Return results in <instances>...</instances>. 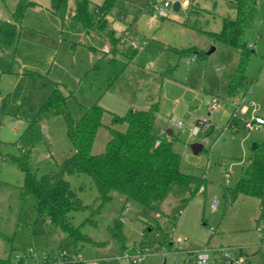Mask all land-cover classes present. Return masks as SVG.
I'll use <instances>...</instances> for the list:
<instances>
[{"label": "rangeland", "instance_id": "obj_1", "mask_svg": "<svg viewBox=\"0 0 264 264\" xmlns=\"http://www.w3.org/2000/svg\"><path fill=\"white\" fill-rule=\"evenodd\" d=\"M18 1L0 0V19L11 21ZM30 1L37 6L27 11L18 43L0 52V264H43L57 255L78 264H130L124 253L147 245L152 253L145 264H195L200 252L209 256L208 264H224L226 255L243 257L244 264H264L259 200L240 197L229 204L225 195L252 158L253 144L264 140V126L227 129L234 110V120L264 118V0H258L256 22L244 35L253 51L248 73L254 83L250 91L235 96L228 87L239 50L208 34L220 32L223 18L233 14L227 0H117L107 14L104 34L89 37L81 26H62L49 10L50 0ZM104 1L92 0L91 9ZM176 2L181 4L179 12L173 9ZM74 3L70 0L72 7ZM112 33L117 40L111 42ZM134 48L137 54L128 60ZM186 50L190 52L181 53ZM57 84L72 93L68 108L76 122L83 116L82 107L99 104L106 109L94 155L106 150L111 129L126 131V124H114L113 115L158 103L155 132L173 141L181 171L203 178L204 186L187 202L189 189L173 184L157 213L138 201L126 202L119 193L95 213L99 200L92 178L68 176L70 187L88 206L71 214L73 223L102 243L76 245L67 240L38 216L32 196L22 198L24 175L4 160L27 151L42 176L57 171L74 153L66 120L39 117ZM213 99L217 106L209 111ZM252 102L259 112L243 114L242 108ZM206 120L209 130L202 125ZM195 128L200 131L195 133ZM193 145L203 150L196 154ZM90 218L95 224L86 222ZM118 222L123 242L112 232Z\"/></svg>", "mask_w": 264, "mask_h": 264}, {"label": "trees", "instance_id": "obj_2", "mask_svg": "<svg viewBox=\"0 0 264 264\" xmlns=\"http://www.w3.org/2000/svg\"><path fill=\"white\" fill-rule=\"evenodd\" d=\"M117 0H105L94 10L92 0H75L74 7L70 0H50V12L59 18L62 26L71 23L73 27L81 26L86 37L102 36L107 29V14L115 7ZM227 7L233 12L223 18L220 32H208L215 40L239 50L238 66L229 79L228 92L231 96L247 93L254 80L248 73V65L253 53L244 41L247 29L251 28L257 18L258 0H227ZM37 6L30 0H19L13 11L11 21L0 19V52H8L17 43L22 31L23 19L27 11ZM110 40L116 41L113 35ZM190 51H181L187 54ZM137 54L134 48L129 59ZM203 61L204 57L197 52ZM57 84L48 101L41 108L39 117L48 119L62 116L67 122V134L74 147V153L58 166V170L42 176L31 162L30 153L22 151L17 155H6L4 160L15 164L24 175L21 188L22 198L32 196L38 216L45 218L65 235L67 240L79 243L95 242L93 238L82 232V227L73 223L71 214L88 208L70 187L68 176L79 174L92 178L97 191L99 206L93 212L98 213L101 207L111 201L115 193L125 197L126 202L138 201L146 205L153 213L158 212L171 186L175 183L186 186L191 200L196 191L204 186L203 178L185 174L181 171V158L175 152L173 141L161 138L155 132V124L159 113V104H152L149 109H130L125 116L113 115L114 124H126V131L111 129V139L106 150L98 155L93 154L94 143L99 129L103 126L106 109L99 104L82 107L83 116L75 121L68 108L69 97ZM234 110L228 124L241 127V119L234 120ZM200 120H197V124ZM211 133V132H210ZM226 197L231 204L240 197H252L260 201L258 222L262 223V245L264 244V140L257 145L248 164L243 168L241 177L234 187H227ZM95 224V220H86ZM121 224L112 228L113 235L120 242L124 241ZM153 232V229H149ZM144 237L148 236L145 232ZM259 252V251H258ZM67 260L47 259L43 264H78Z\"/></svg>", "mask_w": 264, "mask_h": 264}, {"label": "built area", "instance_id": "obj_3", "mask_svg": "<svg viewBox=\"0 0 264 264\" xmlns=\"http://www.w3.org/2000/svg\"><path fill=\"white\" fill-rule=\"evenodd\" d=\"M165 7H170V3L166 2L165 3ZM162 15L166 16L167 13L163 12ZM217 106V100L213 99L209 104H208V109L209 111H213L215 110ZM244 107L242 108V112L243 114H247L248 112L252 111V113L254 115L257 114V112H259L260 107L258 106V104L252 102L249 106L245 107V110H243ZM241 119V127H243L246 130H255L258 129L262 126H264V118L260 117V116H253L252 118H243L241 116H238ZM174 123L178 126V127H183V122L182 121H178V120H174ZM200 123V122H199ZM198 123V124H199ZM208 120L203 121L202 125L206 126L205 129L209 130V126H207ZM197 124V125H198ZM227 129L230 130L231 132H238L239 126L235 125V124H228ZM200 131L199 128H195L194 132L198 133ZM226 176L229 178L231 177V173L230 172H226ZM184 214V212L180 213V216ZM170 220V219H169ZM152 253V249L149 245L147 246H142L140 248H137L136 246L133 247L132 249V253H130L129 251L125 252L124 255L122 256L123 258L127 259L130 264H145L148 257L151 255ZM50 259V257H47L45 260ZM54 260H62V256L61 255H57V256H53ZM208 260H209V256L206 255L203 252H200L199 255L197 256V262L196 264H208ZM246 261L245 258L241 257L238 260H234L232 258H230L229 256H224L223 258V263L224 264H244Z\"/></svg>", "mask_w": 264, "mask_h": 264}, {"label": "water", "instance_id": "obj_4", "mask_svg": "<svg viewBox=\"0 0 264 264\" xmlns=\"http://www.w3.org/2000/svg\"><path fill=\"white\" fill-rule=\"evenodd\" d=\"M180 8H181V4L180 2H176L174 5H173V9L175 12H179L180 11ZM171 133V132H170ZM257 145L258 144H253L252 146V150L255 152L257 150ZM192 149L194 151V153L198 154L199 152H201L203 150V146L201 145H193L192 146Z\"/></svg>", "mask_w": 264, "mask_h": 264}, {"label": "crops", "instance_id": "obj_5", "mask_svg": "<svg viewBox=\"0 0 264 264\" xmlns=\"http://www.w3.org/2000/svg\"><path fill=\"white\" fill-rule=\"evenodd\" d=\"M181 9V8H180ZM120 17H123V15L122 14H120ZM109 50V47H106V49L104 50V51H108ZM129 58V57H128ZM128 60H130V59H128ZM245 107H246V105L244 106V109L243 110H245ZM149 109V108H148ZM144 110H146V109H144ZM157 120V119H156ZM155 127H156V124H155ZM171 132V133H170ZM169 132V134H173V131H170ZM162 138V137H161ZM259 203H260V201H259ZM195 259V264H196V262H197V259L196 258H194Z\"/></svg>", "mask_w": 264, "mask_h": 264}]
</instances>
